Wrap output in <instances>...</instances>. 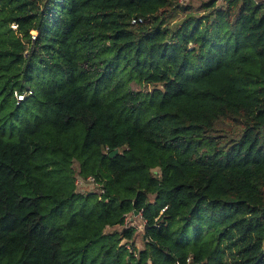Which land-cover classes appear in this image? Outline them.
I'll use <instances>...</instances> for the list:
<instances>
[{"label": "trees", "instance_id": "obj_1", "mask_svg": "<svg viewBox=\"0 0 264 264\" xmlns=\"http://www.w3.org/2000/svg\"><path fill=\"white\" fill-rule=\"evenodd\" d=\"M201 1L0 0V264H264V1Z\"/></svg>", "mask_w": 264, "mask_h": 264}, {"label": "rangeland", "instance_id": "obj_2", "mask_svg": "<svg viewBox=\"0 0 264 264\" xmlns=\"http://www.w3.org/2000/svg\"><path fill=\"white\" fill-rule=\"evenodd\" d=\"M259 1H264V0H259ZM201 2H202L201 0H187L184 3L185 4H192V5H194V7H199L201 5ZM180 18L181 17L179 16V18L177 20H179ZM77 188H78L79 191L85 192V193L92 192V190L96 191V192L99 191V188H98L97 185H94V184H91V183H87V182H85V183L83 182L82 184H77ZM134 226L137 227V231H139L138 233L142 232L144 224H143V220H142V218L140 216L135 218ZM138 238L140 239V236H138ZM137 246L141 247L140 241H138Z\"/></svg>", "mask_w": 264, "mask_h": 264}, {"label": "built area", "instance_id": "obj_3", "mask_svg": "<svg viewBox=\"0 0 264 264\" xmlns=\"http://www.w3.org/2000/svg\"><path fill=\"white\" fill-rule=\"evenodd\" d=\"M185 1H187V0H179V3H180V4H185V3H184ZM222 1H223V0H217L218 3H221ZM252 1L259 2V0H252ZM137 21L141 22L142 19H141V18H139V19L136 18V19H133V20H132L133 23H136ZM12 27L15 29V28H17V25H16V24H13ZM31 93H32L31 91L28 92V94H31ZM26 95H27V94L16 93V96H17V100H18V102H21L22 100H24ZM83 182H84V183L87 182V183H91V184L97 185L98 188H99L98 193H102V192H104V189H103V188L101 187V185L97 182L96 178H95L94 176H92V175H89V176L86 177V178L79 176V177L77 178V180H76V184H82ZM163 210H165V208H164ZM135 215H138V214H135ZM129 219H130V218H127L126 222H128ZM191 263H192V258L189 257V258L187 259V264H191Z\"/></svg>", "mask_w": 264, "mask_h": 264}, {"label": "water", "instance_id": "obj_4", "mask_svg": "<svg viewBox=\"0 0 264 264\" xmlns=\"http://www.w3.org/2000/svg\"><path fill=\"white\" fill-rule=\"evenodd\" d=\"M118 153H119V149H114L113 151L110 152V156L113 157ZM135 214H138V212L135 211ZM191 264H197V263H191Z\"/></svg>", "mask_w": 264, "mask_h": 264}]
</instances>
